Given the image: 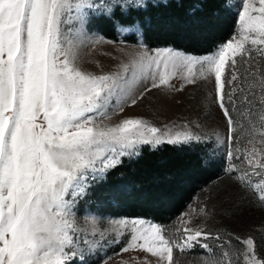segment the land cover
Segmentation results:
<instances>
[{
	"label": "snow or ice",
	"instance_id": "1",
	"mask_svg": "<svg viewBox=\"0 0 264 264\" xmlns=\"http://www.w3.org/2000/svg\"><path fill=\"white\" fill-rule=\"evenodd\" d=\"M113 3L120 6L118 0ZM101 8L111 14V7L98 0H0V264L83 261L85 251L93 254L99 247L86 237L80 240L82 229L76 223V205L89 180L101 178L122 157L138 155L143 145L200 139L191 131L172 135L136 117L115 126L97 123L136 105L152 89L174 87L170 80L180 68L190 74L180 75L185 84L196 82L191 74L196 65L199 77L212 81L227 130L225 172L264 202L259 153L255 146L244 153L239 148L242 133L255 145L258 132L264 145V75L238 70L239 61L247 63L245 55L251 59L253 51L264 57V0L258 6L243 0L242 40H230L215 55L196 58L171 48L141 51L115 72L97 75L80 70L76 61L79 48L88 43L87 25ZM250 37L251 47L245 48ZM249 76H258L259 93ZM141 84L148 86L138 92ZM235 161L247 163V169ZM128 224L116 222L114 233L123 235L121 226ZM131 224L130 239L121 251L138 250L156 258L146 256L135 264H177L174 251L182 254L196 246L210 254L203 264H234L229 251L218 258L208 243L226 249L231 237L186 226L169 235L143 220ZM91 234L103 236L96 227ZM242 243L247 246L244 264H264L254 255L252 238Z\"/></svg>",
	"mask_w": 264,
	"mask_h": 264
},
{
	"label": "rangeland",
	"instance_id": "2",
	"mask_svg": "<svg viewBox=\"0 0 264 264\" xmlns=\"http://www.w3.org/2000/svg\"><path fill=\"white\" fill-rule=\"evenodd\" d=\"M166 0H118L120 6H115L113 0H98V3L107 7H111L112 12L118 8L126 11L131 7H145L148 3H157ZM232 5L238 15V26L228 41L219 45L214 51L208 54H192L172 47H149L142 41L140 28L135 24L131 26L117 25V31L120 38L123 36L134 34L138 38V42L115 41L104 36L102 32L92 26L96 22L99 15L111 16L107 12H97L95 18L87 25L88 43L79 48L78 58L76 61L80 70L92 73H110L115 72L121 65L128 63L137 53L147 51L154 52L156 49L171 48L184 55L203 58L212 56L230 40L233 43L241 41L239 12L243 8V0H231ZM258 6V0H249ZM139 3L140 6H137ZM126 5V6H125ZM103 12V14H101ZM250 39L244 42L245 48L251 47ZM247 63L239 61L237 57L238 70L241 74L257 73L264 75V57L258 55L255 51L252 53L251 59L245 55ZM177 75L170 80V84L174 87L168 88L161 86L147 92L143 99L137 101L136 105L125 106L122 113L118 112L111 115L107 119L98 120L100 126H115L124 118L136 117L148 121L152 126L167 130L170 134L183 133L191 131L199 140L197 142L206 149L208 153L214 156L223 155L222 170L219 178L215 179L209 186L202 188L185 205V209L179 214L174 221L166 226L160 225L150 219L142 217H129L125 215L113 214L110 211L106 195L101 194L99 189L106 181L107 172L97 180H89L87 193L78 200L76 205V223L82 229L80 240L85 237L89 244L98 245V250L93 254L85 251L83 261L76 258L74 262L78 264H135L138 259H144L148 256L155 261L156 258L150 257V254L138 250H129L122 252L129 239V233L132 230L131 221H145L148 224H156L167 231L169 235L173 234L176 229L182 227L200 228L213 234L220 233L225 239L231 237V246L221 249L215 241L209 240L208 243L213 248L212 255L221 257L222 252L227 250L231 253L234 264H244V252L247 246L242 243L247 238L254 241V255L256 258L264 260V202H261L258 195L251 189L241 186L232 176L225 172V168L229 166L226 156L228 145L226 144V124L220 109L217 107L215 100V91L211 80H204L199 77L201 68L196 65L192 69V75L197 76L194 84H185L180 79V75H190L187 68L175 70ZM257 77H248L250 84L256 85V91L259 93V79ZM147 84H141L138 92L143 91ZM182 88V90H177ZM257 105L259 101H256ZM258 121V118H257ZM245 128L248 127L244 122ZM257 128L259 124L257 123ZM256 136L255 145L248 142L247 133H242L239 148L242 153L251 150L254 146L259 153L258 159L264 164V145L260 143L259 134ZM190 143V142H188ZM144 146V145H143ZM150 146V145H149ZM156 147V146H151ZM242 169H247V163L235 161ZM255 181L256 178L253 177ZM116 205L115 202H111ZM203 209V211H201ZM126 220L129 224L121 226L123 235L117 236L113 229L116 228V222ZM183 222H187L186 225ZM96 227L98 231L103 232V236L97 234L92 235V229ZM240 239L237 240L236 238ZM117 239L118 242L112 241ZM78 246L85 248L86 246L79 243ZM209 253L200 246L186 251L182 254L174 251V257L177 264H203V261L209 258Z\"/></svg>",
	"mask_w": 264,
	"mask_h": 264
},
{
	"label": "trees",
	"instance_id": "3",
	"mask_svg": "<svg viewBox=\"0 0 264 264\" xmlns=\"http://www.w3.org/2000/svg\"><path fill=\"white\" fill-rule=\"evenodd\" d=\"M135 24L149 47L202 55L231 39L238 15L231 0H166L126 11L116 8L111 16L96 17L92 26L111 40L136 43L134 34L120 38L117 31V25ZM223 160V155H211L197 142L144 145L138 155L122 157L107 171L99 192L109 199L113 214L166 226L198 191L219 178Z\"/></svg>",
	"mask_w": 264,
	"mask_h": 264
}]
</instances>
